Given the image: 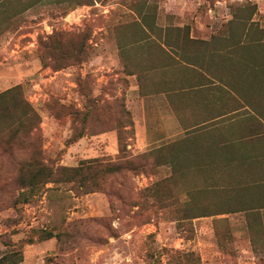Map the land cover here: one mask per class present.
I'll return each mask as SVG.
<instances>
[{
	"label": "rangeland",
	"instance_id": "1",
	"mask_svg": "<svg viewBox=\"0 0 264 264\" xmlns=\"http://www.w3.org/2000/svg\"><path fill=\"white\" fill-rule=\"evenodd\" d=\"M56 1L0 21V92L23 86L41 114L40 145L54 167L96 158L143 165L105 175L94 168L99 185L89 183L91 192L78 182L47 183L22 202L16 178L24 156L0 147V257L22 256L17 264H264V208L183 219L191 179H170L171 167L142 154L178 139L179 120L191 124L208 107L199 94L181 99L152 92L167 88L162 81L170 75L152 64L168 61L166 50L182 59L211 49L218 52L213 63L198 59L230 68L221 56L230 42L221 35L229 22L264 30V0ZM188 30L211 39L191 44ZM239 49L238 58L254 55L252 47ZM242 62L238 74L247 69ZM256 97L264 106V97ZM243 105L209 109L242 106V117L257 111ZM200 175L193 177L199 185Z\"/></svg>",
	"mask_w": 264,
	"mask_h": 264
},
{
	"label": "trees",
	"instance_id": "2",
	"mask_svg": "<svg viewBox=\"0 0 264 264\" xmlns=\"http://www.w3.org/2000/svg\"><path fill=\"white\" fill-rule=\"evenodd\" d=\"M46 1L0 0V21L9 22L29 8ZM94 2L95 0L87 1L91 4ZM259 34L264 35V30L254 22H229L221 39L230 42V47L228 50H221V56L229 62L225 65L231 67L220 70V67H208L206 63H213L218 53L215 50H205L193 58L184 55L183 61L200 68L193 67L191 71H200L202 74V71L206 70L212 77H209L205 84H200L201 86L193 83L168 91L170 96H179L181 99L185 98L186 94H199L206 102L216 99L226 104H244V108L245 103H250L254 104L257 111L242 117V106L226 107L215 116L195 123L193 128L186 132L185 137L142 153L143 156H154L156 166L171 167V174L168 176L170 179L183 178L184 183L186 177L191 179L187 182L188 187H185L189 200L182 210L183 219L264 208V176H259L264 173V106L257 100L261 97H256H264V37ZM250 35L260 37L252 38L247 46L243 38ZM186 40L191 44L208 42L192 38L189 30ZM237 47H240L239 52L243 47H252L254 55L249 52L245 58H238L237 50L235 52ZM166 53L170 52L166 50ZM203 57L208 58L207 62L205 59H198ZM242 61L246 62L247 69H242L238 74ZM165 71L170 74L168 70ZM216 80L218 85L213 96L209 97V89H206V95L202 93L204 90L199 87L212 84L215 87ZM213 120L216 122L208 124V121ZM41 122L38 108L27 98L22 85L18 84L0 92V147L7 148L14 156L18 150L22 151L24 156L17 160L16 178L23 189L19 194L22 202H28L42 192L47 183L78 182L86 187V192H91L93 188L88 186L89 183L95 181L99 185L98 176H93L94 168L105 175L120 172L123 168L135 169L143 165L135 163L132 158H125L116 164L102 162L96 158L83 160L76 166L54 167L43 157L40 145ZM199 174L204 177L201 185L194 179ZM200 195L206 196L207 202L199 203L196 197ZM192 255L187 253L188 260H191ZM21 258L22 256L13 254L3 256L0 257V264H17Z\"/></svg>",
	"mask_w": 264,
	"mask_h": 264
},
{
	"label": "crops",
	"instance_id": "3",
	"mask_svg": "<svg viewBox=\"0 0 264 264\" xmlns=\"http://www.w3.org/2000/svg\"><path fill=\"white\" fill-rule=\"evenodd\" d=\"M101 2L99 0H95V3H84V5L82 6H90V5H94V4H100ZM102 4V3H101ZM79 11V9L77 11H75L74 13H77ZM192 38H196V37H193L191 36ZM211 38L209 39H204L205 41H209ZM167 56H168V61L166 62H160V63H153L152 66H151V70H155L156 68H158L159 70H168L170 72V75H168L166 77V80L165 81H162V82H165L166 85L168 86L167 88L165 89H156L155 91H152V92H157V93H160V94H164L165 96L168 94H170V92L168 91H172L173 88H181V87H184V86H187V84H198L199 86H201L200 84H205L206 82H208V79L209 77L211 78L212 75L211 73L207 72L206 70L205 71H202V74L200 71L198 72H193L191 71V68H199L197 67L196 65L194 64H190V63H187L186 61H183V59H180V57H178L175 53H166ZM172 55V57L169 56ZM175 57V58H174ZM170 59V60H169ZM179 62V63H178ZM151 64V63H150ZM176 70H179V69H182L184 72L183 73H173V70L175 71ZM200 69V68H199ZM186 72V73H185ZM140 73V72H139ZM138 71L136 72H133L132 74L136 76V78H138V75H139ZM150 73H153V72H150ZM190 73H193V74H190ZM215 87H213V84L210 85V86H204V87H199L200 89L204 90L202 93H205L206 95V89H209L208 92L210 93V96H213L215 93H216V88H217V85H218V82L216 80V83H215ZM137 85L139 87V89L142 88L141 84L139 83V80L137 79ZM211 91L213 93H211ZM147 95H152V94H149V93H145ZM146 95V96H147ZM169 102V101H168ZM215 103V105L217 104H221V101H217L216 99L214 100H211L209 99V102H206V100L204 101V105L207 107V109L205 110V113L204 115L201 117V118H198L196 120H194L193 122H191V124L189 122H186V121H182V120H179V125H180V129L182 130V135L178 137L179 138H182V137H185L186 136V132L190 129V128H193V125L197 122H200L202 120H205L207 118H210V117H213L215 116L216 114L220 113L221 110L219 111H214L215 109H209V104H213ZM170 105V103H169ZM245 107H250L248 103H245ZM171 106V105H170ZM217 120V119H216ZM216 120H213V121H208L209 123L208 124H212L214 122H216ZM211 129H213L211 127ZM210 129V130H211ZM215 129V128H214ZM213 217L214 216H218V215H212Z\"/></svg>",
	"mask_w": 264,
	"mask_h": 264
}]
</instances>
